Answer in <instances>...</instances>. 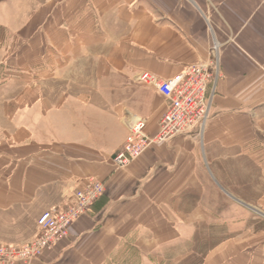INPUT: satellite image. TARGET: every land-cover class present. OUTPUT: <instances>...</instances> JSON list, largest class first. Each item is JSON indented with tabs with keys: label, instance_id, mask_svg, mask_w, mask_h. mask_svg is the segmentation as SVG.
I'll return each instance as SVG.
<instances>
[{
	"label": "crops",
	"instance_id": "0c3cea01",
	"mask_svg": "<svg viewBox=\"0 0 264 264\" xmlns=\"http://www.w3.org/2000/svg\"><path fill=\"white\" fill-rule=\"evenodd\" d=\"M5 6L6 24L27 41L13 60L45 57L53 66L47 74L67 84L54 102L42 101L41 111L30 113L54 136L46 151L13 163V177L0 180V229L35 219L92 176L104 193L71 225L67 239L30 264L215 261L223 239L194 246L201 229L192 228L193 214L218 218L222 212L208 205L222 204L224 191L255 203L224 190L229 173L241 175L249 188H264V0L0 2V10ZM213 39L221 43L222 78L203 133L152 144L126 168H116L112 158L125 143L129 120L141 117L154 135L166 108L165 98L140 77L179 75L206 57ZM8 235L0 231V240Z\"/></svg>",
	"mask_w": 264,
	"mask_h": 264
},
{
	"label": "rangeland",
	"instance_id": "374dc122",
	"mask_svg": "<svg viewBox=\"0 0 264 264\" xmlns=\"http://www.w3.org/2000/svg\"><path fill=\"white\" fill-rule=\"evenodd\" d=\"M4 1L8 0H0ZM6 9L5 6L0 10V180H7L10 175L13 177L9 171L13 169V163H19L30 154L42 153L50 146L49 137L54 134L47 133L44 126L39 123L37 115L30 117V113L32 111L39 113L42 101L54 102L57 92L61 90L63 84L65 88L67 84V81L62 82L60 79L57 81L55 76L47 74V71L49 73L52 71L53 66L47 64L45 57L43 60L37 58L28 64H19L18 60H13L18 57V52L27 41L16 36L17 27L14 29L6 24L8 18ZM39 30L40 28L37 34ZM71 85L69 82L70 89ZM76 89L78 92V88ZM29 124L34 128L30 130L31 132L27 130ZM102 137V133H99L100 144L104 142ZM114 142V136L110 140L107 137L105 139L106 144ZM14 151L15 159L8 158L7 155L13 156ZM229 176V189L224 190L240 193L244 199L254 200L255 203H247L224 191L222 204L208 205L209 208L213 210L217 208L218 212H222L218 218L206 215L207 219L198 220L193 214L191 226L192 228L199 226L201 235L193 237L192 243L194 246H213L223 239L218 246L216 260L208 261V264H264V199L261 197L264 188H249L248 181L239 179L241 175L239 177L238 173H229ZM202 213L204 214V211ZM35 219L17 220L14 223L15 229L1 228V232L10 235L6 236L7 239H3L4 241H0L5 243L27 241L30 239L28 234L32 231ZM213 224H224V228H214ZM212 253L214 252L209 255ZM192 263L201 264L198 258H194Z\"/></svg>",
	"mask_w": 264,
	"mask_h": 264
},
{
	"label": "built area",
	"instance_id": "2783aa9c",
	"mask_svg": "<svg viewBox=\"0 0 264 264\" xmlns=\"http://www.w3.org/2000/svg\"><path fill=\"white\" fill-rule=\"evenodd\" d=\"M220 47L221 43L213 39L204 59L186 64L183 72L171 79L159 80L146 74L140 77L165 98L166 108L154 135L145 131V120L141 117L129 120L125 143L112 158L116 168H126L152 144L191 132L203 133L212 117V98L222 78ZM104 190L101 180L85 178L64 195L62 203L39 214L30 239L23 243L0 241V264H30L52 251L69 237L71 225L88 213Z\"/></svg>",
	"mask_w": 264,
	"mask_h": 264
}]
</instances>
